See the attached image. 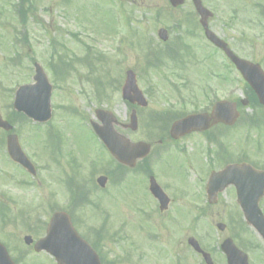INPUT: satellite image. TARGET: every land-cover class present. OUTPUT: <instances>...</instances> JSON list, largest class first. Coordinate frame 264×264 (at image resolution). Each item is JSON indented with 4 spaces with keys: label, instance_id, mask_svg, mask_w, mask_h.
Listing matches in <instances>:
<instances>
[{
    "label": "rangeland",
    "instance_id": "374dc122",
    "mask_svg": "<svg viewBox=\"0 0 264 264\" xmlns=\"http://www.w3.org/2000/svg\"><path fill=\"white\" fill-rule=\"evenodd\" d=\"M203 2L205 7L215 14L210 28L221 38H226L237 55L251 62L260 63L264 68V0H203ZM18 5L19 0H0L2 25L0 32H4L1 30L3 27L20 30L16 15ZM28 6L35 7L37 13L25 27L27 43L22 48L9 43L7 46L0 45V104L4 117L12 111V97L17 88L33 82L32 61L44 67L54 84L59 83L55 73L49 68L50 40H58L65 46L64 52H67L68 62L64 59V63L69 64V67L62 68L59 73L62 80L56 86L54 94L53 105L55 104L59 111H56V119L54 115L51 122V124L54 122L53 134L56 136L52 142L46 137L42 138L43 130L46 128L39 131L21 121L16 126V133L20 137L23 149L39 171L36 179L23 175L22 171L8 161L6 139L0 134V242L7 245L14 259L23 258L20 264H51L47 255L35 254L32 248L29 252L23 239L28 235H32L35 240L43 236L44 233L36 229L48 222L51 205L56 206L57 203L61 207L68 206L69 196L68 193H64V190H67L65 180L71 178L76 185L84 186L86 190L92 192L93 182L96 183L97 178L112 167L102 166L109 164L110 158L89 129L87 120L88 122L96 120V110L105 109L116 116L120 125L130 122L132 106L121 98V86L128 71L137 74L138 85L149 105L138 110L139 127L136 132L126 131L122 127L117 128L134 141H150L154 146H157V139L152 138L151 133L155 132L152 129L150 132L146 122L149 114L165 111L177 114L191 113L208 108L217 99L243 100L246 88L239 74L233 70L231 72L233 85L221 86L219 75H226L228 64L221 55L216 57L218 69L215 68L216 75L212 81L204 77V70L212 67L208 66L204 59V53L210 51L197 26L198 18L196 17V21L195 9L190 1L178 9H172L169 0H32ZM119 11L123 13L124 18L121 16L120 19L116 18ZM179 24L181 30L177 31ZM160 29L169 31L170 39L166 44L158 38ZM191 29L194 31L193 37L187 34ZM10 36L11 34L8 38ZM179 37L191 47L192 53L182 52L180 53L182 57H174L176 60L165 58L163 66L148 70L146 60L150 56V50L161 51L166 50V46L174 47ZM86 46L93 50L87 53ZM16 50L20 51L18 53L22 60L20 68H14L10 63ZM62 55L64 54L61 53ZM85 59L90 63L86 64L83 61ZM54 64L58 65L57 60H54ZM208 85H212L214 91H217L216 96L210 95V92L206 93ZM73 110L78 112L77 118L73 117ZM245 113L250 116L253 110ZM243 131L234 132L235 149L230 146L236 157L241 154L240 149L246 142ZM248 136L247 141L250 140V143L247 144L251 146L252 151L256 149L253 147L258 141L264 142L263 131L260 134L259 131L252 130ZM233 143L234 140L230 141V144ZM196 151V147L189 146L188 154L196 155ZM165 157L167 158L165 171L176 178L167 176L166 172L159 170L160 165H156L154 174L158 179L166 181L160 182L161 185L169 183L173 188L177 187L178 179L177 188L182 190V195L180 197L172 189L170 197L172 199L180 197L179 202L174 203H181L184 208L183 218H186L184 222H188L192 215L185 209L189 207L188 203L194 202L189 196L196 193V170L205 163V159L198 156L191 164L192 170H183L180 163L181 161L184 163V160L178 155ZM92 162L96 163V168L95 164L90 165ZM135 178L136 175H129L128 182L114 188L109 195L111 200L106 201L104 198L106 194L92 193L91 201L109 212L106 214V211H101L94 214L102 215L97 218L94 216V222L101 221L102 217L108 215V225L116 226L118 222L126 226V237L120 247L105 243L104 252L112 262L122 249L124 259L145 255L140 264H168L167 260H155L156 251L152 249L153 246L148 245L149 249L145 247L148 244L144 239L146 229L139 222L142 221V216L137 219L136 210L140 206L146 211V205L153 201L147 192V184L141 178L132 181ZM112 188L110 185L109 189ZM231 197L230 192L224 193L222 204L229 205ZM85 209L89 208L76 212L79 228L83 232L84 228L80 222L83 223L90 214ZM213 210L216 217L217 215L224 217V213L226 215L230 213L224 210L223 205ZM86 221L91 225L88 220ZM31 227L35 228V233H29L28 229ZM162 230L160 234L165 242L173 241L176 230L171 231L169 228ZM204 232L208 234L204 236L202 234ZM218 234L215 225H204L203 228L188 225L182 228L181 249L187 264L199 262L185 249L186 239L190 235L196 237L205 247L214 248Z\"/></svg>",
    "mask_w": 264,
    "mask_h": 264
},
{
    "label": "flooded vegetation",
    "instance_id": "af4514ba",
    "mask_svg": "<svg viewBox=\"0 0 264 264\" xmlns=\"http://www.w3.org/2000/svg\"><path fill=\"white\" fill-rule=\"evenodd\" d=\"M5 29L7 32H5ZM4 33H0V45L7 46L8 42H11V45H19L22 47L24 44L27 43V34L25 29L19 31L18 37H16V32L12 30L9 32V29L2 28ZM10 36V40H8V36ZM209 48L211 49L210 52L204 53V59L208 66H212L208 70H204V77L208 80L212 81L213 77L216 75L215 68L218 67V62L216 57L219 55L218 49L214 48L212 45ZM202 56V55H201ZM229 68L228 66H226ZM225 67V68H226ZM221 86H231V72L230 68L226 70V75L220 78ZM208 91L212 93L214 88L212 85H208ZM211 109H204L200 110L199 113H210ZM264 116V114H263ZM173 124V123H172ZM172 124L165 123L159 125V133L158 136L161 140H158L159 145H166L165 147L170 148H178L180 153V159L184 160V163H180V167L183 170H192L191 167L193 164V160L195 161L196 157H201L205 159V163L199 166L197 172V189L196 193L192 194L191 199H194V203L187 204L189 207L185 210L197 213V219H205V218H212L213 222L216 224H224L226 226V230L228 232V237H231L235 243H237V247L242 250L247 258L248 264H264V236L260 235L256 232L246 221L245 216L237 204V191L236 188L231 186L228 187L224 193H231V202L229 205L222 204V195L218 196L217 201L215 204H210L207 195V187L210 180L211 175L214 172L220 171L222 168L220 164L223 166L225 163L228 164H248L253 166L254 168L264 171V142L261 141L260 145L254 146L255 150H251V146H248V142L243 143L242 149L240 150V155L238 157L235 156V152L230 149V146L235 149V131L234 127H228L224 124H218L212 127H209L206 130H200L197 132L189 133L183 136L179 140H173L170 136V130ZM121 127H126L127 125L121 124ZM155 126H153L154 128ZM234 140L233 144H230V141ZM196 147V155L189 153V146ZM226 147L227 148V155L223 157H219V148ZM216 154H218L216 156ZM260 159H258L256 156ZM263 157V159H262ZM158 159H162V157H157ZM155 163V162H154ZM219 163V165H217ZM147 171H150V167L147 164H143ZM226 166V165H225ZM224 166V167H225ZM223 167V168H224ZM155 170V168L153 169ZM119 171H115L109 175L108 179L111 181L119 182ZM152 174V173H151ZM154 175L144 176L145 183L147 180ZM161 182V180H159ZM118 187V184H116ZM161 184V183H160ZM166 185V184H165ZM162 185V186H165ZM163 189V188H162ZM165 190V189H163ZM168 191V188H166ZM182 195V194H181ZM180 195V196H181ZM152 203L146 205L147 210L143 211L142 207L138 206L136 210L138 213L137 219L139 220L140 215L142 216V221L139 222L142 224V227L146 229V236L144 239L147 240L148 244L145 246L149 249L148 245L153 246L152 249L156 251L155 260H167L168 264H186L185 256L182 255V228H184V208L182 205H178L174 203V199H171V204L168 205L165 209H162L161 204L159 201L151 196ZM233 199V201H232ZM92 200V197H91ZM90 200V197H87V203L82 205L86 212H89V218L83 220V223L80 222L83 226L84 232L78 227L79 230L84 235V238L90 242L94 250L98 253L101 262L103 264H112L108 262L107 257L105 256L102 250V243L107 239V236H114L116 240H118V247L122 244V236H124V230H126V226L123 227L120 223L116 222V226H114V231H111L110 226L103 220L94 222L95 220L93 217L101 216L100 214L94 215L101 211H107L101 209V205H97ZM195 207H192L194 206ZM223 205L225 211L230 212L228 215L224 213V217L215 216L216 212L213 210L215 207H219ZM108 206V205H106ZM80 206H78L79 208ZM259 207L264 214V196L260 200ZM78 208L76 211H78ZM94 209V210H93ZM182 211V212H181ZM218 213V212H217ZM221 220L220 222L217 220ZM88 220L91 225L88 224L86 221ZM217 220V221H216ZM173 225V226H172ZM163 228V230L161 229ZM164 228H169L170 230H176V235L174 237L173 242L166 243L164 237L161 236V230L164 231ZM240 229L242 232L240 234ZM150 230V231H148ZM239 230V231H238ZM157 235V236H156ZM126 237V235H125ZM142 238V237H141ZM241 239V240H240ZM136 244H138L136 242ZM140 245V244H139ZM141 246V245H140ZM143 248V246H141ZM147 249V250H148ZM186 249V248H185ZM145 250V249H142ZM146 250V251H147ZM119 251V250H118ZM117 251V252H118ZM212 253L214 259H219L223 263H226V258L222 254L221 250L217 249V251L208 250ZM207 252V251H206ZM148 255L146 257L148 258ZM196 255V254H195ZM200 260L202 256L197 254ZM145 259V255L136 256L133 258H123L122 249L121 252L117 254L115 258V264H140ZM218 263V262H217ZM149 264V263H147ZM204 264V263H203Z\"/></svg>",
    "mask_w": 264,
    "mask_h": 264
},
{
    "label": "water",
    "instance_id": "95a60500",
    "mask_svg": "<svg viewBox=\"0 0 264 264\" xmlns=\"http://www.w3.org/2000/svg\"><path fill=\"white\" fill-rule=\"evenodd\" d=\"M186 0H170L173 7H178L184 4ZM194 5L198 11V13L202 17V24L204 28L206 29V33L208 37L218 46L221 48L226 49V46L220 42L218 39H216L214 36L210 34V32L207 30V20L210 16V13L202 7L201 0H193ZM160 37L163 40H166V33L161 32ZM232 61L235 63L238 70H240L246 81L253 87V89L257 92L261 104L264 105V73L260 69L259 66L251 65L247 62H244L237 57H235L230 51L226 50ZM42 85V84H40ZM32 90H38L37 93L34 94V92L26 93L25 97L23 96V92H18L17 99H16V109L24 110L29 116L34 117L36 120L46 121L50 118V106H49V97L50 94L44 95L45 88H32ZM134 94V97L131 96V94ZM124 98L128 99L130 101H137L140 104L144 103L142 102V95L139 92L137 86H136V79L133 73L128 74V79L126 81V86L124 88ZM224 104H221L215 109L213 115L211 118L206 120V123H209L213 121V123L218 122L217 117L220 116L221 109H228L229 117L222 119L224 122H228L230 124L234 123L235 119L237 118V115L235 113V105L229 104V107L227 105L223 106ZM25 109H24V108ZM23 108V109H21ZM37 115V117H35ZM194 118H189L187 121L178 123L174 130L175 132L181 131L183 127L186 124H191L192 120ZM114 120L111 122V125H113ZM0 127L5 128L6 130H10L11 127L2 121L1 115H0ZM99 136L102 138V140L106 143L108 148L110 149L113 156L118 159L122 163L133 165L138 158H143L148 154L149 148L144 144H138V145H132L127 140H125L123 137L120 136V139L122 140L124 144V151L119 152V146L118 142L116 141V138L112 134V128L110 127H104V128H95ZM176 138L178 136H175ZM8 149L11 158L19 163L22 164L24 167H26L28 170L31 171L32 166L26 159V157L22 154V151L20 149L18 139L17 137H12L9 139L8 142ZM229 172L227 170L224 174L225 175ZM230 172H235L230 171ZM229 172V173H230ZM226 181H229L231 183L235 182V179L232 177V175H228L223 177ZM261 179V178H258ZM104 182V181H103ZM102 182V184H103ZM163 197V196H162ZM163 202H167V200H164ZM65 218V217H64ZM62 218V219H64ZM61 221L60 217H55L52 223V229L50 227L49 237L45 240L37 243L35 246V250L37 252H40L42 250H47L51 254H53L59 264H98L95 260L94 256L86 249L80 248L73 250V246L70 245L69 241L66 239V237H62L60 233H56L57 226H59V222ZM252 224L261 231L262 222L252 220ZM63 227L69 228L68 224H61V229ZM54 229L53 234L51 233ZM70 229V228H69ZM55 235V237H53ZM26 243L28 245L32 244V239L27 238ZM193 245V247L200 251V248L198 244L195 241H191L190 243ZM228 247L224 246L225 252L228 254L230 260L232 261V258H234L233 251L230 248L229 243ZM0 264H13L3 246L0 245Z\"/></svg>",
    "mask_w": 264,
    "mask_h": 264
}]
</instances>
